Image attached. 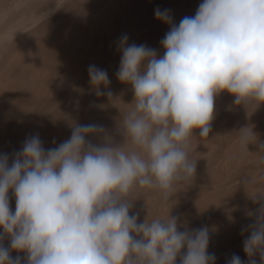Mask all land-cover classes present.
<instances>
[{"label": "clouds", "instance_id": "9594fccd", "mask_svg": "<svg viewBox=\"0 0 264 264\" xmlns=\"http://www.w3.org/2000/svg\"><path fill=\"white\" fill-rule=\"evenodd\" d=\"M154 14L170 25L160 42L163 56L129 44L127 34L117 42V79L134 92L121 121L122 145L106 136L94 144L87 137L105 129L76 124L58 147L45 150L38 134L26 138L10 166L0 154V264H22L11 250L26 253V264H176L182 249L180 264H215L207 226L180 231L176 216L138 223V214L129 215L130 194L158 188L168 199L175 184L193 177L187 147L196 130L209 135L217 94L227 91L237 104L264 102V0H202L178 25L169 9ZM88 73L95 94L111 97L101 90L110 85L107 70L93 64ZM238 133L242 150L256 144L264 153L250 127ZM258 212L243 241L250 264L258 250L264 259V205ZM226 264L243 261L233 254Z\"/></svg>", "mask_w": 264, "mask_h": 264}, {"label": "rangeland", "instance_id": "374dc122", "mask_svg": "<svg viewBox=\"0 0 264 264\" xmlns=\"http://www.w3.org/2000/svg\"><path fill=\"white\" fill-rule=\"evenodd\" d=\"M202 0H0V154L9 166L26 138L38 134L45 150L70 139L76 124H96L102 136L87 137L100 144L108 137L122 145L123 116L134 106L130 84L116 76L121 53L118 39L144 44L163 56L161 40L170 25L155 17V9H169L173 23L194 16ZM107 70L112 96H97L88 68ZM227 91L214 98L211 131L191 136L187 152L195 161L193 177L174 185L169 198L158 188H135L130 194L138 223L147 218L178 217V230L207 226L208 252L215 264H226L233 254L243 264L250 258L243 241L264 205V163L256 144L242 150L239 131L250 127L264 142V102L252 99L237 104ZM15 211L16 198L9 190ZM242 229H245L243 232ZM3 232V229H0ZM10 248V237L3 240ZM182 249L176 264L185 254ZM26 264L27 254L10 251ZM251 260L264 264L258 250Z\"/></svg>", "mask_w": 264, "mask_h": 264}]
</instances>
